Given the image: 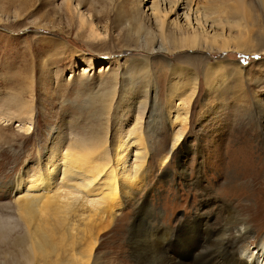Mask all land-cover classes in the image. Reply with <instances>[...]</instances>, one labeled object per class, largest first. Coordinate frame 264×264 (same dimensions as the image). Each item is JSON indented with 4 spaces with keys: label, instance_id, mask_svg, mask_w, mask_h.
Returning <instances> with one entry per match:
<instances>
[{
    "label": "rangeland",
    "instance_id": "1",
    "mask_svg": "<svg viewBox=\"0 0 264 264\" xmlns=\"http://www.w3.org/2000/svg\"><path fill=\"white\" fill-rule=\"evenodd\" d=\"M152 1L70 0L67 9L62 0H0V227L8 231L0 240V264L24 261L7 242L21 232L11 184L35 171L53 139L69 142L104 131L111 153L119 140L132 138L134 129L146 132L145 126L151 144L146 184L121 210L117 225L100 235L96 264H166L147 225L130 227L134 207L144 200L160 208L161 223L176 227L192 221L189 232L196 229L193 216L199 215L212 231L226 219V208L233 207L251 226L245 238L249 247L264 239V204L257 211L254 195L231 193L229 185L239 178L232 175L233 165L225 168L228 173L222 169L226 153L240 148L243 139L251 160L257 153L264 158V114L257 117L262 113L258 105L264 103V51L259 48L264 49V13L250 1L259 20L250 31V50L259 52H168L159 37L150 52L146 43L152 30L146 25L154 23ZM161 6L167 9L166 0ZM184 11L183 3L177 15L170 14L169 28L175 20L189 28ZM80 13L86 22L82 28ZM137 16L142 19L140 32L132 29ZM89 22L100 38L90 35ZM206 28L208 34L216 29L208 22ZM128 32L136 43L125 39ZM189 76L197 83L188 122L170 152L180 124L169 112V102L178 103L183 96L178 84ZM23 124L30 125L28 133L20 130ZM168 153V161L160 165ZM251 163L257 170L256 162ZM182 169L186 172L181 174ZM206 198L211 202L203 204Z\"/></svg>",
    "mask_w": 264,
    "mask_h": 264
},
{
    "label": "bare ground",
    "instance_id": "2",
    "mask_svg": "<svg viewBox=\"0 0 264 264\" xmlns=\"http://www.w3.org/2000/svg\"><path fill=\"white\" fill-rule=\"evenodd\" d=\"M250 1L264 13V0H205L203 3L196 0H166L167 9L162 8L161 0H153L154 23L150 21L146 25L152 30L146 43L147 49L152 52L153 43L159 37L164 50L168 52H219L230 49L259 52L250 50L254 42L250 31L259 22L251 11ZM62 3L70 9V0H62ZM183 3V15L189 28L176 20L174 27L169 28L170 14L177 15ZM192 19L198 28H194ZM78 22V28L86 24L81 13L78 14ZM206 22L208 25L210 23L211 28L216 27L212 34H208ZM132 23L135 24L132 29L140 32L141 17L137 16ZM260 24V28H263V24ZM233 28L235 32H232ZM89 32L92 37L100 38L101 34L96 33L90 22ZM125 39L136 43L131 32L126 34ZM144 70L142 73L146 77L150 68ZM196 83L197 78L186 77L178 84V88L182 87L183 96L177 97L176 104L169 102V112L173 110L174 120L180 124L174 133L170 152L179 144L188 122ZM263 104L258 105L262 113L257 117L264 114ZM145 128L146 132L145 129L143 132L134 129L130 140H119L111 153L104 131L90 138L75 137L69 142L53 139V147L37 159L35 171L26 172L12 182L13 206L21 222V232L7 239V242L9 248L20 251L24 258L23 262L17 260L16 264H96L95 249L100 235L115 227L121 210L128 201L136 198L137 189L140 192L146 184L151 144L146 137L149 130ZM20 130L28 133L30 125L23 124ZM242 144L238 150L226 153L228 159L222 169L228 173L227 169L234 166L232 175L239 179L229 185L230 192L254 195L257 202L255 208L261 211L260 206L264 204V158H258L257 153L256 160H251L248 141L243 139ZM169 153L161 157L160 165L168 161ZM252 161L257 165H254L257 168L255 171L250 166ZM185 172V169L179 170L181 174ZM206 199L203 204L211 202V198ZM226 210V219L219 227L213 226L212 231L207 222L202 224L199 215L193 216L192 220L197 221L193 222V226L196 229L199 226L200 231L191 228L189 232L186 227L192 221L186 222V226L180 223L176 227L161 223L160 208L144 200L134 207L130 227L140 223L147 225L150 237L155 238L158 248L164 252L166 264H264V239L250 248L245 241L252 233L250 224L235 208L228 206ZM7 233L0 227V240L6 238ZM213 245L218 249H213Z\"/></svg>",
    "mask_w": 264,
    "mask_h": 264
}]
</instances>
